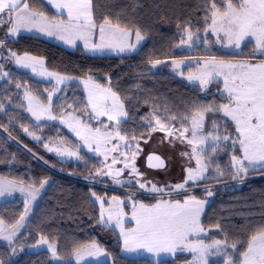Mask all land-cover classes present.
<instances>
[{
  "label": "trees",
  "instance_id": "obj_1",
  "mask_svg": "<svg viewBox=\"0 0 264 264\" xmlns=\"http://www.w3.org/2000/svg\"><path fill=\"white\" fill-rule=\"evenodd\" d=\"M216 2L219 5L223 0ZM92 3L97 23L107 15L114 22L118 19L121 24L128 25L132 31L139 27L146 33L138 52L123 56H92L81 47L68 50L34 36L24 35L10 40L7 38V24L0 28V41L5 42L6 58L9 57V50L20 55L27 53L43 58L46 68L51 72L72 78L93 77L97 83L111 87L120 95L128 112L127 119L121 124V133L126 132L129 140L133 133L141 140L150 135L144 133L147 124L142 118H148L154 109L161 117L171 113L183 119L184 114L191 116L194 107L223 102L218 91L222 88L221 82H214L211 88L204 91L198 85L179 79L167 70L168 67L151 72L150 60L202 58L211 54L219 60L237 62L249 60L253 52L252 44L242 46L239 52L216 48L207 50L204 38H199L200 45L190 51L177 50L181 38H186L183 31L185 27L190 25L193 34L205 31L206 24L210 23V18L205 20V12L210 8L212 0H92ZM37 6L49 15L55 14L43 0H37ZM206 38L213 40L208 35ZM262 58H252L251 62H258ZM6 69L11 82L3 81L0 85V104L5 109L0 111V176L16 182L22 180L26 184L31 182L34 187H39L42 180L50 181V184L31 220L13 244L16 248H24V252L13 258L11 247L0 242V262L54 264L48 251L26 252L29 246L40 240L41 235L57 244L60 258L64 260L73 256L77 246L92 241L110 254L111 262L105 264H181L189 260V255H176L173 260L156 262L143 257L128 258L122 254V243L117 232L111 231L108 235L98 226L100 210L93 199V193L97 197H109L114 194L123 195V192L75 178L93 179L97 168L101 167L98 157L79 151L81 162H62L44 149L45 143L58 141L78 149V143L59 125L42 122L32 127L35 123L28 115L23 100L22 92L25 88L17 89L16 84L27 86L32 94L47 102L48 93L54 89L53 83L38 81L30 73L17 70L9 59ZM74 86H64L54 100L53 113L56 116L68 111L82 116L86 104L85 95ZM219 115L212 112L205 114L207 129L213 120H218ZM21 124L29 126L42 139L37 141L31 138L23 131ZM168 124L182 127L179 120H169ZM235 153H239V147L235 148ZM217 160L215 163L220 162L222 165L220 169L229 174V156L224 155L221 160ZM249 173L250 177L239 185L219 186L212 190L214 196L201 221L204 228L214 229L206 238L207 241L214 238L223 240L227 235L230 242L239 241L238 248L242 250L249 236L264 225V170ZM221 179L214 178L206 184H217ZM206 184L203 181L195 185L191 183L188 189L194 190L193 195L200 196ZM23 210L24 204L19 199L4 202L0 205V219L6 223H15ZM217 224L220 225L219 229ZM233 257L238 264L239 252L235 251Z\"/></svg>",
  "mask_w": 264,
  "mask_h": 264
},
{
  "label": "snow or ice",
  "instance_id": "obj_2",
  "mask_svg": "<svg viewBox=\"0 0 264 264\" xmlns=\"http://www.w3.org/2000/svg\"><path fill=\"white\" fill-rule=\"evenodd\" d=\"M47 3L54 8L55 14L49 15L42 7L37 6V0H0V28L8 25L7 33L9 36H16L21 31H35L48 37H55L66 44L75 45L76 41H82L84 47L95 53L110 51L116 54L134 51L141 41L145 39L146 33L139 27L135 28V43H132V28L123 25L117 19L115 22L107 15L97 23L93 10L92 0H47ZM210 18L211 23L206 24L205 32L217 37V43L222 47H234L241 49L247 44L253 45V52L249 60L231 62L218 60L214 55H207L203 58L185 57L184 59H194L196 62L197 73H190L187 77L190 81L198 80L201 88H206L213 82L222 79V88L218 89L223 102L210 104L206 107H194L189 117L184 114L183 119L175 114L161 117L154 112L144 119L147 128L144 133L156 131L164 132L171 137L169 143L174 139H180L191 145L192 159L196 161V167H187V175L183 183L175 184L172 187L176 192L187 191L186 185L209 178L208 169L212 167V158L209 152L215 154L218 150H223L226 142H231L233 149L239 146L240 155L231 156V168L228 170L234 180H243L250 171L264 170V58L259 59L258 63H252V58L264 57V0H223L222 4H217L212 0L211 6L205 12V20ZM179 28V25L177 26ZM191 26L183 29L187 39L181 38V44L192 47L193 33ZM98 33V40L94 37ZM197 39H199L197 37ZM207 47L209 40L204 39ZM5 45L0 41V48ZM9 58L14 60L21 68H31L33 73L37 72V65L40 66V75L45 78L52 77L56 81L57 87L53 92L48 93V102L45 104L37 95L25 85L16 84L17 89L24 87V99L27 102V111L39 122L42 120H56L53 113V95L56 91H61L59 87L65 84L70 77L60 75L56 72H48L44 67L41 58L31 56L27 53L20 55L15 51L9 50ZM184 59H173L172 66L179 69L184 66ZM203 59V63H200ZM153 67L161 64V60H150ZM187 67H191L188 65ZM179 74L183 75L181 71ZM9 73L4 72L0 66V79L8 78ZM9 82H11L9 80ZM85 85L87 103L84 105L83 115L88 116V120L74 117L72 113H66L67 119L61 118L60 123L67 125L76 137L83 141L85 147L90 152H95L97 156L104 157L103 169L98 167L96 176H113L114 183L124 184L127 181L118 177L124 169H113V165L123 163L125 169H130L129 174L139 177L135 166V159L139 153V148L133 151L132 144L128 143L127 133H121L120 125L127 119L128 112L120 95L113 91L111 87L102 88L99 84L92 82V77L86 81H81ZM22 107L23 105H18ZM72 107V105H69ZM88 109H91L89 112ZM4 105L0 104V111H4ZM167 111V110H166ZM219 113L218 120H213L212 130L205 131L206 113ZM101 117H106L105 123ZM92 120L97 122L95 126ZM179 120L183 131L169 127L168 121ZM188 121L189 126L185 123ZM230 122V123H229ZM25 133L40 141L42 138L36 136L30 127L21 124ZM234 129V132H233ZM178 132V135H177ZM191 133L189 138L188 133ZM142 138V137H141ZM122 141L127 147L121 152L123 160L117 156L112 157L111 164H108V153L120 151L119 144L112 141ZM132 141H137L136 133L131 136ZM211 142L210 147L208 146ZM147 143V140L144 141ZM95 146V147H93ZM44 147L53 151L48 144ZM59 156L75 157L82 159L79 152H72L68 149L56 150ZM131 152V158L127 153ZM187 155V153H184ZM208 157L207 162L205 158ZM148 167L162 168L164 161L155 155L147 157ZM155 161L156 163H153ZM246 162V163H245ZM217 175L214 178L223 176L225 172L216 165ZM46 180L40 182L39 188L42 189ZM139 187L153 193H165V188L155 184L150 189L146 188L144 182L137 180ZM19 191L25 197V209L20 218L15 223H6L0 219V240H6L11 245L20 229L25 226V219L30 211V205L39 195V189L33 187L30 182L25 186L24 181L16 183L12 180L0 177V196L5 193L11 195ZM212 193L209 192L208 195ZM95 196L96 194L93 193ZM100 200V223L110 226L115 223L120 230V235L124 248L132 251L136 248L145 249L148 252H189L192 255L189 264H208L207 257L212 255L211 250L219 254L223 248L231 247L239 252L238 264H264V225H261L247 239L246 247L241 250L238 248L239 241L230 242L227 235L223 240L214 239L211 243L206 242L204 237L209 233L201 222V213L204 211V201L197 200L194 195H188L183 200L164 199L162 196L156 203L148 205L137 200H132V213L130 219L134 222V227H125V210L123 201H119L113 196L108 202L109 207L105 209L104 202ZM107 213V220H105ZM216 227L219 229L220 225ZM39 244H47L49 252L55 260H60L59 249L55 242L41 235ZM103 254L95 241L90 244L77 246L73 251L76 264H81L84 256H98ZM2 264V262H0ZM225 264H237V259L230 257Z\"/></svg>",
  "mask_w": 264,
  "mask_h": 264
},
{
  "label": "rangeland",
  "instance_id": "obj_3",
  "mask_svg": "<svg viewBox=\"0 0 264 264\" xmlns=\"http://www.w3.org/2000/svg\"><path fill=\"white\" fill-rule=\"evenodd\" d=\"M210 23H211V20H210ZM34 32L35 31H32V32L21 31L16 36H9L7 33V38L10 40H15L18 37L24 36V35L32 36L31 34H34ZM132 32H134V35H135V31H132ZM35 33L39 34L37 32H35ZM40 35H42V34H40ZM207 35L211 36L213 38L212 41H209V45L207 47H205L207 50H211L213 48H216V49L229 51V52H239L240 51V49H236L234 47H222L220 44H218L216 42L217 37L211 33V30H209L207 33L204 31V32L193 34V40L191 41L192 47L189 48L187 44H180L178 46L177 50L178 51H190L195 46L200 45L199 39H197V37L205 39L207 37ZM42 36H45V35H42ZM186 39H187V35H186L185 40ZM44 40H47L50 42L51 41L55 42L54 37L45 36ZM143 41H145V39ZM77 42H81V41H76L75 44H77ZM133 43H135V37H134ZM139 49H140V44L137 46V48L134 51L126 52L127 54H125V55L135 54L136 52H138ZM6 54H7V52H6L5 48L4 47L0 48V66H2L4 72L9 73L6 69L7 59H9L10 62L13 64V67L16 68L17 70L30 73V75L38 81L46 82V83H48V82L53 83L54 89L57 87L56 81L54 78H52V77L45 78L44 76L39 74L41 71V68L39 65H37V72L33 73L31 68H21V67L17 66L16 63L14 62V60L10 59L9 57L6 58ZM41 59L44 61L43 58H41ZM198 59H199V57H198ZM172 60L173 59L161 60L162 63L156 65L155 67H153L151 65L150 66L151 72H158V71L168 67L167 70L170 73L177 76L179 79H181V80H183V81H185L191 85H198L201 88L198 80L190 81L187 78L190 73L196 74L198 71L196 68V62L194 59L184 60V66H182L179 69L173 68ZM231 62H234V61H231ZM237 62H240V61H237ZM258 62H252V63H258ZM200 63L201 64L203 63V59H200ZM188 65H191V67H187ZM43 67L48 72H51L46 68L45 61H44ZM181 71L183 72V75L179 74ZM9 76H10V74H9ZM66 77H68V76H66ZM70 78L71 79H69L65 84H62L59 87L62 89L66 85H73L74 84L75 85L74 87L77 90H80L85 95V103H87L85 85L81 81H86V80H88L89 77H86V78H72V77H70ZM217 79L219 82L222 83V79H220V78H217ZM8 80H9V77L0 79V85L3 81H8ZM92 82L95 84H99L102 88L109 87L107 85L97 83L93 77H92ZM213 83L209 84L206 88H203V89L201 88V89L205 91V90L211 88L213 86ZM222 86H223V84H222ZM24 90L25 89H23L22 93H24ZM53 90H52V92H53ZM59 93H60V91L54 92L53 102L58 97ZM23 100L25 102L26 109H27V102L24 98H23ZM47 102H44V103L47 104ZM88 111L90 112L91 109H88ZM27 113L30 116V118L33 120V123H35V125H36L37 121H35V119L32 117V115L28 111H27ZM66 113H72V115L74 117H80L81 119H84V120L89 119L88 116L83 115L84 112L82 113V116H78L76 113H74L72 111H68L59 117L56 116L57 117L56 120L45 119V120L40 121L39 123L45 122V123H53V124L59 125L61 128L65 129L77 141L78 149H75L74 147L63 144L60 141H58V143H45V144H48L51 148H53L54 149L53 151H49L46 148H44V149L49 154L55 156L57 159H59L62 162H74V163L81 162V159L77 160L75 157H69L67 155L59 156V155H57L56 150L68 149L72 152H79V151L87 152L90 156L98 157L99 162L101 163L100 168H102V170H104V171H107V169H103L104 157L103 156H97L95 154V152H90L88 150V148L84 146L83 141L79 140L76 137V135L72 131L69 130L67 125L60 123L61 118H64V119L68 118ZM100 119L104 120L105 123L115 124L114 121L113 122L107 121L106 117H101ZM91 123L95 126H99V125H97V122L95 120H92ZM186 123L190 128V123L188 121ZM169 127H172V125L171 126L169 125ZM120 129H121V125H120ZM175 129H177L179 131H183V127L179 128V127L175 126ZM210 130H212V124H211V127H209L208 129H207L206 124H205V131L207 132ZM177 135H178V132H177ZM188 136H189V138H191L190 132L188 133ZM30 137L33 138L32 136H30ZM145 140H147V143L144 142ZM169 140H171V137L167 136L164 132H161V131L151 132L147 138L142 139V140L141 139H138L137 141L128 140V143L132 144L133 151L137 150V146L140 150L138 155L136 156V159H135V166L138 169L139 173H141L142 175H140L139 177H137L135 175H130L129 174L130 169H125L123 163H118V164H115L112 166L114 170L115 169H124L123 173H121V175L118 178L121 180L127 181V183L116 184V183H114L113 176H109V175H102V176H96L95 175V177L91 180L88 178L86 179V178L75 177V176H73V177H75L77 180H81V181H84L86 183L95 184V185L97 184V185L102 186V187L111 188L113 190L120 191L121 193L123 192V195H115L114 194V195L109 196V197L104 196V197H99V198H101L103 200L105 209H107L109 207L108 202L111 201L113 196L117 197V199L119 201H123V207L125 210V217H124L125 227L126 228L134 227L135 226L134 222L130 219L131 213H132V202H131L132 200H137L141 203L151 205V204L156 203V200L159 199L161 196L164 199H180V200H183L186 196L193 195L194 190L188 189L189 184H191L192 182H189L185 186L187 191L181 190L180 192H176L172 187H170V186H174L175 184L184 182L186 175H187V173L185 171V169L187 167H192V168L196 167L195 159L191 158V156H192L191 145H189L186 141L182 142L180 139H174V140H172L171 143H169ZM112 143L113 144H119L120 151L108 153V157H109L108 161H107L108 164H111L113 156H117L119 159L123 160V156H121V152H124L126 147H127V145L122 141L113 140ZM210 145H211V142L209 141L208 146L210 147ZM93 147H95V146H93ZM236 147H239V146L236 145ZM152 153L159 155L163 159V161L165 162V166L163 168H150V167H148V165L146 164V158L149 154H152ZM184 153H187V155H184ZM233 154L240 155V153H238V154L235 153V149H233V146H232L230 141L226 142V145L223 148V150H218L215 154H212L211 152H209V156L212 158L213 163H212V167H210L208 169L209 178L206 180H202V181L205 182V184H206V183H208V180L214 179V177H211V176L217 175V173L215 171L217 163H215V162L218 158H219V160H221L224 157V155H227V156H229L230 162H231V156ZM127 155L129 158H131L132 153L128 152ZM207 160H208V157L205 158V162H207ZM218 164L221 168L222 165L220 164V162ZM230 168H231V164H230L229 169ZM0 177H2V176H0ZM220 177L223 178V179H221L222 180L221 182H219L217 184H206L202 187L203 191H202V193H200V196L194 195L197 200H202L205 202L204 203V211L201 213V221H202V216H203L208 204L211 202L212 197L214 196L212 190L215 187L239 185L243 181H246L247 177H250V173H248L247 176L243 180H234L232 178V175H230V174H224L223 176H220ZM3 178H6V177H3ZM6 179L12 180L9 178H6ZM137 180L144 182L146 185V188H148V189H150L153 184H155L158 187H163V188H165V193H153V192L146 191L145 189H141L139 187V184L137 183ZM12 181H14V180H12ZM14 182H16V181H14ZM199 182H201V181H199ZM199 182H197V183H199ZM16 183H19V182H16ZM24 184H25V186L28 185L26 183H24ZM49 184H50V181H47V183L45 184V186L42 189H40L39 187L33 186L34 188L39 189V195L36 197L35 200H33L31 202L30 211L28 212L26 219H25V226L20 229V232L14 238L13 243L10 245L8 243V241L0 240V242H2L3 244L11 247V254H12L13 258H17L19 253L24 252L23 251L24 248H21V249L16 248L13 244L16 241V239L18 238V236L24 231V229L26 228V225L31 220L33 213H34V210H35L36 206L39 204L40 199H41L42 195L44 194V192L46 191V189L48 188ZM209 192H211L212 194L208 195ZM16 199H19L20 201H22V203L24 204V209H25V197L19 191H16V192L12 193L11 195L5 193L4 196H0V205L4 202L13 201ZM93 199L96 202V204L98 205L99 210L101 212L100 200H98L97 196H94V195H93ZM23 213H24V210H23ZM105 220H107V213H105ZM98 226L100 227L101 230L102 229L105 230L104 232L108 235L110 234L111 231L117 232V235L120 239V242L122 243V254L125 257H128V258H142L143 257V258H148L149 260L156 261V262L161 261V260H173L176 255H189L191 257L189 260H187L181 264H189V261H191V259H192V255L189 252L177 251L175 253H171V252L152 253V252H148L147 250L141 249V248H136L132 251H128L124 248L122 238L120 235V230L118 228H116L115 223H113L110 226H105V225L100 223V219H99ZM205 231H207L210 234V232L214 231V229H206L205 228ZM207 237H209V235L204 237V239L206 240ZM214 239H211L208 241L206 240V242L211 243L212 240H214ZM97 245L101 249H103V254L98 255V256H87L86 255L81 260V264H105V263L111 262L110 254L105 250L104 247L100 246L99 244H97ZM230 250H231V252H230ZM40 251H48L49 252L47 244H39L37 242L35 245L29 246L26 249V252H29V253H36V252H40ZM211 251L213 252V254L209 255L206 258L208 264H225V261L227 259H229L230 257H233L234 253H235V251L231 247L223 248V250L219 254H216L214 249ZM49 253L51 256V261L54 264H65L68 262H72L73 264H76V260H75L74 256H72L69 260H64L61 258H60V260H55L52 257L51 252H49Z\"/></svg>",
  "mask_w": 264,
  "mask_h": 264
},
{
  "label": "crops",
  "instance_id": "obj_4",
  "mask_svg": "<svg viewBox=\"0 0 264 264\" xmlns=\"http://www.w3.org/2000/svg\"><path fill=\"white\" fill-rule=\"evenodd\" d=\"M53 11H54V13H55V9L54 8H52L51 7V5H49L48 3H47V0H43ZM32 36H35V37H37V38H40V39H45V36H42V35H40V33L39 34H36L35 32H34V34H31ZM44 37V38H43ZM134 37H135V35H134V32H132V37H131V41H132V43H133V40H134ZM95 39H97L98 40V33L96 34V36L94 37ZM54 40H55V42H53V41H51V42H53V43H55V44H58V45H60V46H62V47H64V48H66V49H68V50H73V49H75V48H77V47H81L83 50H84V52L86 53V54H88V55H92V56H123V55H125V54H127L126 52L125 53H120V54H116V53H113V52H110V51H105V52H103V53H95V52H91V51H89V50H87L85 47H84V44H83V42L81 41V42H77V44H75L74 46L73 45H69V44H66V43H64L63 41H61V40H57L55 37H54ZM50 42V41H49ZM143 43H144V41H141L140 42V48H141V46L143 45Z\"/></svg>",
  "mask_w": 264,
  "mask_h": 264
},
{
  "label": "water",
  "instance_id": "obj_5",
  "mask_svg": "<svg viewBox=\"0 0 264 264\" xmlns=\"http://www.w3.org/2000/svg\"><path fill=\"white\" fill-rule=\"evenodd\" d=\"M149 155H155V156H159V155H157V154H154V153H152V154H149ZM148 155V156H149ZM147 156V157H148ZM160 157V156H159ZM161 158V157H160ZM162 159V158H161ZM163 160V159H162ZM153 163H156L155 161H153ZM146 164L148 165V160H147V158H146ZM164 166H165V162H164ZM157 168H159V167H157ZM163 168V167H162Z\"/></svg>",
  "mask_w": 264,
  "mask_h": 264
}]
</instances>
